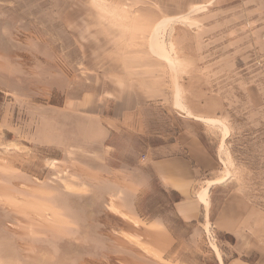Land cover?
Segmentation results:
<instances>
[{
  "label": "rangeland",
  "instance_id": "rangeland-1",
  "mask_svg": "<svg viewBox=\"0 0 264 264\" xmlns=\"http://www.w3.org/2000/svg\"><path fill=\"white\" fill-rule=\"evenodd\" d=\"M141 78L158 96L151 129L194 132L216 158L212 195L217 209L235 196L234 230H193L151 178L153 141L117 113V82ZM239 255L264 258V0L181 14L159 0H0V264Z\"/></svg>",
  "mask_w": 264,
  "mask_h": 264
},
{
  "label": "crops",
  "instance_id": "crops-1",
  "mask_svg": "<svg viewBox=\"0 0 264 264\" xmlns=\"http://www.w3.org/2000/svg\"><path fill=\"white\" fill-rule=\"evenodd\" d=\"M213 1L215 0H159L162 10L174 14L209 5ZM126 56L133 57L134 53ZM117 84H120L119 100H116L119 122L127 126L137 138L153 141L154 144L146 145L148 148L143 157L144 165L149 169L151 178L165 191L172 193L171 209L176 217L184 224H191L193 230H199L201 226L225 232L234 230L231 226L234 207L229 204L236 201L233 200L235 196L226 194L217 209L218 197L212 195V189L217 183V161L202 138L184 128L173 134L151 129L150 125L155 120L152 114L146 115L144 109L153 105L149 102L152 100L149 99V91L156 96L152 93L155 88L152 81H143L141 78L127 86L122 82ZM128 88L134 93L129 94L128 104H124ZM257 258L256 264H264V258ZM249 260L239 255L229 259L227 264H252Z\"/></svg>",
  "mask_w": 264,
  "mask_h": 264
}]
</instances>
